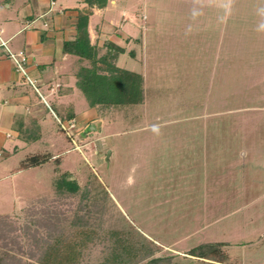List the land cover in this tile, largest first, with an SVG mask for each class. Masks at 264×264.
<instances>
[{
  "label": "rangeland",
  "instance_id": "obj_1",
  "mask_svg": "<svg viewBox=\"0 0 264 264\" xmlns=\"http://www.w3.org/2000/svg\"><path fill=\"white\" fill-rule=\"evenodd\" d=\"M130 1L139 42L123 43L118 65L144 76V103L93 109L76 89V143L50 113L42 139L14 140L0 159V178L14 174L0 202V256L38 264L33 241L47 224L73 229L82 216L97 237L80 264L104 261L115 230L139 232L160 247L149 259L168 264H200L187 252L208 242L229 243L232 261L264 264V0ZM47 152L49 162L11 172ZM66 172L77 193L56 188Z\"/></svg>",
  "mask_w": 264,
  "mask_h": 264
},
{
  "label": "crops",
  "instance_id": "obj_2",
  "mask_svg": "<svg viewBox=\"0 0 264 264\" xmlns=\"http://www.w3.org/2000/svg\"><path fill=\"white\" fill-rule=\"evenodd\" d=\"M130 2L108 0L107 5L100 8L89 6L87 0H0V36L12 51H25L30 55L29 74L45 91V95L40 92L38 97L24 87V77L16 71L5 48L0 47V159L4 153L10 154L12 148L17 150L18 145L11 147L15 139L27 140L30 137L25 135L29 133L39 135L36 140L42 139L47 133L49 113L52 120L59 123V116L47 98L57 106L74 109L73 121H76L73 95L79 89L76 85L79 57L64 53L63 44L76 38L78 17L87 10L92 12L88 24L91 44H97L102 53L107 42L124 48L123 43L129 46L138 43L136 2L133 5ZM59 45L61 54L57 57ZM50 137L52 144L56 136L51 133ZM12 175L0 178L2 203L11 199L7 190L11 188Z\"/></svg>",
  "mask_w": 264,
  "mask_h": 264
},
{
  "label": "trees",
  "instance_id": "obj_3",
  "mask_svg": "<svg viewBox=\"0 0 264 264\" xmlns=\"http://www.w3.org/2000/svg\"><path fill=\"white\" fill-rule=\"evenodd\" d=\"M107 2L108 0H87L89 6L97 5L100 8L105 7ZM91 13L90 10L80 13L76 38L63 44L64 53L79 57L76 72L77 87L82 91L92 108L143 104L145 101L144 76L141 73L120 67L116 62L119 55L126 51L125 48L107 42L105 52L102 53V49L97 44H91L88 30ZM53 104L57 108L56 113L61 121H70L76 118L74 109ZM58 124L61 126L60 123ZM59 130L63 132L62 127ZM34 136L36 135L30 136L31 140L33 138L36 140L39 137V135ZM52 158L51 152L31 154L12 172L41 166ZM55 186L59 192L77 193L81 189L78 182L70 178L68 172L56 180ZM68 223L71 225L70 227L74 228L67 229L66 225H61L60 222L54 223L55 225L48 223L47 237L34 239L33 242L38 245L37 249H42L41 256L37 260L38 264H80L83 251L95 240L97 230L94 229L87 217L78 216L77 219ZM135 232L137 231H112L111 237L114 239V244L111 253L99 264H136L141 260H146L144 264H168V258L149 259L154 254V250L160 247L155 245L154 249L150 245H154L152 241L147 238L141 241L136 235L140 233ZM40 241L43 243L41 246ZM228 245L227 242L203 243L192 248L187 254L198 258L200 264H240L232 261L226 251ZM33 253L31 251V256ZM19 261L20 259L9 251H5L0 256V264H18Z\"/></svg>",
  "mask_w": 264,
  "mask_h": 264
},
{
  "label": "built area",
  "instance_id": "obj_4",
  "mask_svg": "<svg viewBox=\"0 0 264 264\" xmlns=\"http://www.w3.org/2000/svg\"><path fill=\"white\" fill-rule=\"evenodd\" d=\"M0 47L5 48L6 53H7L8 57L11 59V61L13 62L16 71L20 75H22V77H24L28 81L29 84L33 85L35 87V89L39 92V88L36 85L37 80L33 79L30 76L29 71H28V66L30 65V61H31L30 55L25 51H19V52L12 51L8 46V42L6 40H4L1 36H0ZM43 99L45 100L44 97H43ZM58 122L61 124V127L65 131L66 135L74 143H76L74 135H73L74 129L76 128L74 121L72 120V121L64 122V121H61L60 119H58Z\"/></svg>",
  "mask_w": 264,
  "mask_h": 264
}]
</instances>
